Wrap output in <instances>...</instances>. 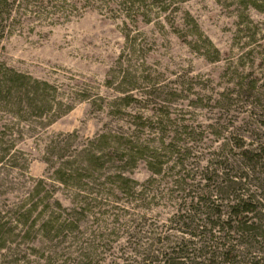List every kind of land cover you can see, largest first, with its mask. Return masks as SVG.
<instances>
[{
	"label": "rangeland",
	"instance_id": "obj_1",
	"mask_svg": "<svg viewBox=\"0 0 264 264\" xmlns=\"http://www.w3.org/2000/svg\"><path fill=\"white\" fill-rule=\"evenodd\" d=\"M174 249L264 264V0H0V264Z\"/></svg>",
	"mask_w": 264,
	"mask_h": 264
},
{
	"label": "trees",
	"instance_id": "obj_2",
	"mask_svg": "<svg viewBox=\"0 0 264 264\" xmlns=\"http://www.w3.org/2000/svg\"><path fill=\"white\" fill-rule=\"evenodd\" d=\"M244 205V204H243ZM239 206V205H238ZM253 212V209L252 208H245L244 209V211L243 212H241L242 214H244V213H252ZM239 221L241 222L242 220H241V218H239ZM198 226V225H197ZM171 254H176L177 255V257H169V254H165V256H164V258H162L160 261H158V262H162V264H171L170 263V260L171 259H179V262H182V261H180V259H183V258H185V256H183V255H181V252H178L177 250H173V251H171ZM186 259V258H185ZM169 262V263H168ZM174 264V263H173ZM175 264H182V263H175Z\"/></svg>",
	"mask_w": 264,
	"mask_h": 264
}]
</instances>
